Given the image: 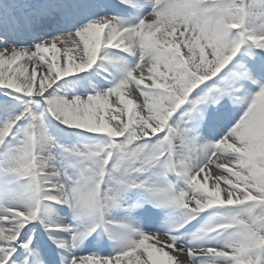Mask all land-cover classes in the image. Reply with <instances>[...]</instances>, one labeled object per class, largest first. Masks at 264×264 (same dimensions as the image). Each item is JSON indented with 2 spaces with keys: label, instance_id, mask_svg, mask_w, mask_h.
I'll use <instances>...</instances> for the list:
<instances>
[{
  "label": "snow or ice",
  "instance_id": "1",
  "mask_svg": "<svg viewBox=\"0 0 264 264\" xmlns=\"http://www.w3.org/2000/svg\"><path fill=\"white\" fill-rule=\"evenodd\" d=\"M0 264H264V0H0Z\"/></svg>",
  "mask_w": 264,
  "mask_h": 264
},
{
  "label": "bare ground",
  "instance_id": "2",
  "mask_svg": "<svg viewBox=\"0 0 264 264\" xmlns=\"http://www.w3.org/2000/svg\"><path fill=\"white\" fill-rule=\"evenodd\" d=\"M213 169H214V165L213 166H211ZM203 175V174H202Z\"/></svg>",
  "mask_w": 264,
  "mask_h": 264
}]
</instances>
